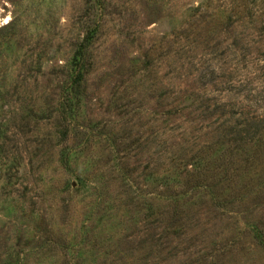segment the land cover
<instances>
[{
    "label": "rangeland",
    "instance_id": "rangeland-1",
    "mask_svg": "<svg viewBox=\"0 0 264 264\" xmlns=\"http://www.w3.org/2000/svg\"><path fill=\"white\" fill-rule=\"evenodd\" d=\"M0 264H264V0H0Z\"/></svg>",
    "mask_w": 264,
    "mask_h": 264
}]
</instances>
